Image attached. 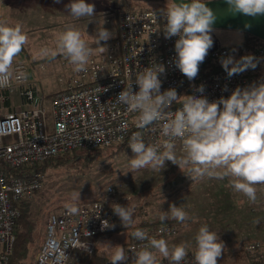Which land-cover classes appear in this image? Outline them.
Listing matches in <instances>:
<instances>
[{"label":"built area","instance_id":"built-area-1","mask_svg":"<svg viewBox=\"0 0 264 264\" xmlns=\"http://www.w3.org/2000/svg\"><path fill=\"white\" fill-rule=\"evenodd\" d=\"M160 9L128 7L120 11L118 32L106 51L93 53L87 70L80 73L73 70L67 58L64 59L56 75L60 90L50 98L39 88V83L30 79L26 64L13 62V77L7 87L0 88V102H11L16 91L22 99V107L0 114V243L5 244L0 264L6 263L12 252L19 205L33 198L43 187L45 173L42 170L47 162L75 151L128 145L135 132L141 133L147 145H162L166 137L161 134L160 125L164 121L138 129L139 113L129 112L116 99L128 85L133 84V89L139 90L135 84L138 70L153 63L161 64L166 68V73L160 75L162 92L175 88L178 96H204L210 102L230 97L237 87L245 88L264 81V43L255 45L250 51V55L259 60L258 66L231 78L224 69L205 75V63L221 64V58L230 55L225 46L214 44L200 65L198 76L189 81L173 63L175 42L179 37L164 38L165 22L157 19ZM240 58L238 55L236 60ZM42 67L47 69V66ZM201 85L205 89L203 93L197 91ZM180 107L178 101L168 110L174 112ZM50 118L53 126L48 131L46 124ZM174 144V149H182L181 140H175ZM127 199H130L129 193H119L114 186H109L99 198L75 204L79 210L77 214L69 215L65 207L52 212L35 264H89L83 256L95 253L94 238L113 233L121 226L111 205ZM103 220L115 224V228L101 230ZM136 228L146 231L150 238H163L167 242L179 232L178 225L169 221L133 223L127 228L129 242L125 249V255L130 258L132 249L140 250L141 244L146 243L133 238L131 233ZM243 249L264 264L263 242H247ZM193 253L188 251L181 264H192ZM157 264H169V261L157 253Z\"/></svg>","mask_w":264,"mask_h":264},{"label":"clouds","instance_id":"clouds-1","mask_svg":"<svg viewBox=\"0 0 264 264\" xmlns=\"http://www.w3.org/2000/svg\"><path fill=\"white\" fill-rule=\"evenodd\" d=\"M224 2L233 15L243 14L251 18L264 16V0ZM56 3H60V0H56ZM65 7L75 19L95 14V5L86 0H70ZM160 18L165 22L164 38L179 37L175 42V67L189 81H193L214 46L211 33L217 22L215 11L203 0H179L167 3L166 8L160 9L157 19ZM245 27L249 28L251 24H245ZM112 37V32L104 27L93 36L98 45ZM27 43L28 37L19 25L10 27L0 21V88L8 86L13 77V62ZM58 52L67 58L75 72L87 70L92 49L87 46L79 31L68 27L57 37L55 50L42 48L38 55L54 59ZM220 62L231 78L248 69L254 70L259 60L253 55L242 56L239 60L229 55L222 57ZM165 73V66L156 63L138 70L135 73V84L139 90L135 91L133 84L128 85L116 98L129 112L139 113L136 121L138 129H147L164 121L160 125L161 134L166 137L162 145H147L140 132L131 135L128 147L134 155L129 161L130 168L163 169L165 162L171 161L184 172V168L191 165L187 175L191 179L205 174L218 179L234 178L229 180L233 191L242 193L250 202L255 203V186L264 185V81L245 88L237 87L230 97L210 102L204 96H178L175 88L162 92L160 75ZM197 91L203 93L204 86L201 85ZM178 101L182 107L174 112L169 111ZM177 139L182 141L184 155L181 157H177L174 152V141ZM215 169L222 171L216 172ZM111 207L124 228L133 225V208L130 204L125 207L114 203ZM65 208L69 215L79 211L70 203L65 204ZM159 218L162 222L172 219L183 224L190 216L183 208L172 204ZM254 223L259 224L260 221L255 220ZM114 228L115 224L108 220L102 221L101 230ZM131 235L146 243L141 244L140 250L132 249L131 258L125 255L123 247L117 246L110 264H129L130 259L131 264H157V253L168 260L169 264H181L188 255L189 245L186 242L170 247L165 239L150 238L146 231L139 228L132 231ZM194 240L196 248L192 264H217L224 251L218 233L204 224L199 227Z\"/></svg>","mask_w":264,"mask_h":264},{"label":"rangeland","instance_id":"rangeland-1","mask_svg":"<svg viewBox=\"0 0 264 264\" xmlns=\"http://www.w3.org/2000/svg\"><path fill=\"white\" fill-rule=\"evenodd\" d=\"M86 2L95 5V14L91 17L75 19L65 7L70 0H60V3H56V0H0V21L6 22L10 27L19 25L28 37V43L14 61L28 66L30 79L39 83V88L49 98L60 90L56 75L61 69V62L66 57L58 52L54 59L42 58L38 55L40 50L42 48L55 50L57 37L68 27H72L81 33L87 46L92 49V54L104 52L106 46L115 38L116 30L118 31V22L116 23L118 13L129 7L123 4V8L111 13L99 9L104 6L105 0H86ZM127 2L136 6L138 3L141 6L145 5V2L141 3L138 0H127ZM155 5L146 4L149 7ZM103 27L111 31L114 37L103 46L90 47L97 44L93 36ZM212 33L219 38L218 19ZM238 33H236L238 36L241 35L240 32ZM253 37L257 41L255 45L264 43V40ZM252 39L245 41L244 35L242 44L252 45ZM253 47L246 48L243 53H239V56L250 55ZM42 66H47V69H43ZM21 107L22 99L15 91L11 102H0V114ZM52 126L50 118L46 124L47 130L51 131ZM124 146L99 149L100 151L91 150L93 152L90 155L78 157L60 166H51L53 159L43 166L45 168L43 187L33 198L23 201L32 203L30 218L36 224L28 243L29 260L27 261L30 264L36 261L40 246L45 239L48 217L52 212L65 207L67 203L75 205L99 198L109 186H114L119 193H129L130 199L121 200L120 205L132 206L134 223H155L160 220L161 213L168 211L172 204L183 208L190 219L183 224L173 221L177 223L179 232L174 239L168 240L170 247L186 242L189 245L188 251H195L194 237L199 227L204 224H207L211 231L218 233L226 255L241 250L245 243L250 241L258 240L264 243V222L259 227L256 226L258 224L254 223L256 214L252 210L253 206L247 204L248 199L242 193L233 191L229 183V180L234 178L218 179L205 174L191 179L187 176L191 165L186 166L183 172L171 161H166L163 169L132 170L129 161L134 154L128 145ZM174 152L177 157L184 155L183 149H174ZM214 171L220 172L222 169ZM259 198L264 199V185H261L257 191V199ZM236 199H239L241 205L237 204L235 208L241 211L232 212L231 207ZM224 208L228 210L224 212ZM119 225L121 226L117 231L95 237L97 243L95 253L84 254L83 258L89 257L92 264H110L111 256L117 246L123 247L125 252L129 242V232L122 226L120 219ZM4 250L5 244L2 242L0 254ZM76 253L80 254L81 251L76 250Z\"/></svg>","mask_w":264,"mask_h":264},{"label":"crops","instance_id":"crops-1","mask_svg":"<svg viewBox=\"0 0 264 264\" xmlns=\"http://www.w3.org/2000/svg\"><path fill=\"white\" fill-rule=\"evenodd\" d=\"M139 2H145V5H140L139 3L136 5H131L127 2V0H105L104 6L99 7L100 10H105L108 12H117L119 11L124 4L125 7H130L135 10H143V9H160L166 8L167 3H176L179 0H138ZM185 2H189V0H185ZM209 7H211L219 20V38L214 36V33H211L213 36V40L217 46L224 47L229 49L230 55L235 59L238 58L240 53L239 47L244 41V33H250L253 36H256L262 40H264V16H260L257 18L246 17L243 14L233 15L227 9V4L224 0H203ZM154 3L155 7L146 6V4ZM118 20L116 19V23ZM118 24V23H117ZM245 24H251V27L246 28ZM118 29V28H117ZM116 32H118L116 30ZM240 32L241 35H237L236 33ZM117 33L114 34V36ZM239 34V33H238ZM113 36V37H114ZM31 76V75H30ZM60 86V85H59ZM61 87V86H60ZM261 185H256L257 191ZM262 197V195H260ZM239 200V199H238ZM237 199L235 200L234 205L231 207L232 212H238L241 209H237L238 205H241ZM263 198H259L255 203L263 201ZM247 204H250V201H246ZM253 212H255L256 219H264V207H252ZM228 210L224 208V212ZM236 215V214H235ZM224 219V217H223ZM264 222V221H262ZM259 226V225H257Z\"/></svg>","mask_w":264,"mask_h":264},{"label":"trees","instance_id":"trees-1","mask_svg":"<svg viewBox=\"0 0 264 264\" xmlns=\"http://www.w3.org/2000/svg\"><path fill=\"white\" fill-rule=\"evenodd\" d=\"M244 35H245V41H247V40L249 41L251 38H253L252 39L253 44L252 45H247L246 43L242 44L239 47L240 53H243V51L246 48L253 47L257 42L255 37L251 36L249 33H244ZM108 42L109 41H107V42L101 41L100 45L103 46ZM261 43H263V42H261ZM261 43H259V44H261ZM100 45L96 44V45H92L90 47H95V46H100ZM245 55H247V54H245ZM204 65H205V70H206L205 75H209L213 72H217L220 69H223L222 64H218V63L212 64V65H211V63H205ZM187 93H188V89H187ZM122 147H125V146L123 145V146H119L117 148H122ZM96 151H100V150H96ZM91 152H93V151H84V150L75 151V152L69 153L63 157L55 158L51 162L50 165L51 166H60L66 162H69L70 160H76L78 157L88 156V155H90ZM83 153H85V154H83ZM44 169L45 168L43 167V171H45ZM251 206H253V207L258 206L259 208L264 207V200L261 202L253 203V204H251ZM19 210H20V214H19V217H18L16 224H15V241H14L13 246H12V252L9 255L8 261L4 264H30L27 261V260H29L28 259V254H29L28 243H29V238H31L32 232H33L34 228L36 227V224L30 218L31 213H32V203L29 201L23 202L19 206ZM134 217H135V215L132 216L133 219H134ZM256 220H258V219H256ZM166 221H168V220H166ZM173 221L174 220L169 219V222L175 223ZM259 221H260V223L258 225H260L262 223V221H264V219H259ZM256 226H255V228H256ZM250 227L252 228L253 226L251 225ZM254 241H258V240H254ZM40 248H41V246H40ZM83 259L85 262L92 264V260H90L89 257H84ZM35 262L32 261L31 263L35 264ZM217 264H260V259H258L255 255H250L248 253H245V251L242 248L241 250H239L235 253L227 254V255L223 251L222 256L220 258H218Z\"/></svg>","mask_w":264,"mask_h":264}]
</instances>
